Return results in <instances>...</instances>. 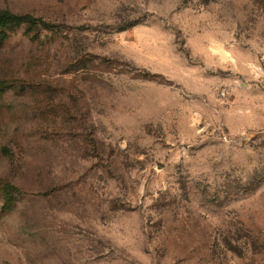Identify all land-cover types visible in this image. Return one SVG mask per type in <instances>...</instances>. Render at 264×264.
Wrapping results in <instances>:
<instances>
[{"label": "rangeland", "instance_id": "1", "mask_svg": "<svg viewBox=\"0 0 264 264\" xmlns=\"http://www.w3.org/2000/svg\"><path fill=\"white\" fill-rule=\"evenodd\" d=\"M0 264H264V0H0Z\"/></svg>", "mask_w": 264, "mask_h": 264}, {"label": "trees", "instance_id": "2", "mask_svg": "<svg viewBox=\"0 0 264 264\" xmlns=\"http://www.w3.org/2000/svg\"><path fill=\"white\" fill-rule=\"evenodd\" d=\"M28 24L29 30H31L34 26L44 25L47 23L43 20H39L37 17L29 16V15H18L12 13L10 11H1L0 12V44L3 43L9 36V30L12 29L16 25L20 24Z\"/></svg>", "mask_w": 264, "mask_h": 264}]
</instances>
